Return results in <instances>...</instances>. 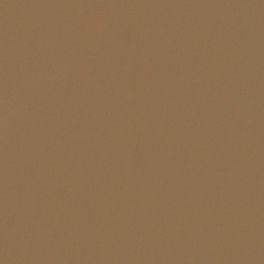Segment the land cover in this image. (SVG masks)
Masks as SVG:
<instances>
[{
    "label": "water",
    "instance_id": "1",
    "mask_svg": "<svg viewBox=\"0 0 264 264\" xmlns=\"http://www.w3.org/2000/svg\"><path fill=\"white\" fill-rule=\"evenodd\" d=\"M0 264H264V0H0Z\"/></svg>",
    "mask_w": 264,
    "mask_h": 264
}]
</instances>
